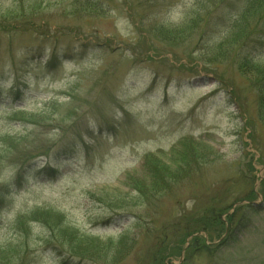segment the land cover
Masks as SVG:
<instances>
[{
	"label": "rangeland",
	"instance_id": "obj_1",
	"mask_svg": "<svg viewBox=\"0 0 264 264\" xmlns=\"http://www.w3.org/2000/svg\"><path fill=\"white\" fill-rule=\"evenodd\" d=\"M90 1L98 7L80 13L76 2L86 0H0V182L13 181L10 161L29 150L18 143L27 135L34 151L50 148L48 165L57 170L45 173L48 159L39 156L7 195L0 264H148L177 225L211 209L226 220L252 189L254 210L236 214L225 245L217 247L221 240L201 231L186 246L199 236L198 245L210 247H193L190 264H264L260 81L256 70L244 72L205 52L230 36L236 11L202 31L206 10L199 0ZM195 19L193 44L172 49L149 32L153 22L191 27ZM256 39L249 42L258 44L254 54L264 68V39ZM64 116L71 119L59 124ZM69 139L74 154L56 158ZM190 147L207 161L178 182L157 175L158 166L193 157ZM153 175L163 189L155 191ZM55 217L94 237V245L106 244L109 253L98 263L74 257L72 231L55 235L50 245L46 222ZM139 221L152 230L141 232ZM124 233L131 252L117 256ZM184 255L171 261L182 264Z\"/></svg>",
	"mask_w": 264,
	"mask_h": 264
},
{
	"label": "trees",
	"instance_id": "obj_2",
	"mask_svg": "<svg viewBox=\"0 0 264 264\" xmlns=\"http://www.w3.org/2000/svg\"><path fill=\"white\" fill-rule=\"evenodd\" d=\"M200 4H202V8L206 10V19L204 15H202L200 18L201 22H203V29L202 31H206L210 28L212 24H216L219 21H222L226 18L227 12L229 13L230 10L236 11V13L233 16V23H231V33L230 36L226 39L221 40V42H217L216 46L205 48V52L218 54L220 62L231 59L234 61L242 71L248 72L252 70H256V73L258 75V115L261 119L264 120V68L260 67L258 65V62H256V56L254 53L257 52V45L252 46L250 45L251 41L249 40L251 38L257 37L256 42H262V39H264V0H199ZM81 6V7H80ZM98 7L97 3L95 1L86 0V2H82L79 4L76 2L75 9L76 11H79L80 13L86 11L91 12L87 10H94V8ZM84 8V9H82ZM221 8V13L217 14L216 16L213 15L214 9ZM227 11V12H226ZM133 16V15H132ZM205 19V20H204ZM198 19L193 20L192 26L190 27L189 24H183L181 26H167L160 22H153L149 26V32L150 34L157 40H159L160 43H162L166 47H170L172 49L177 48L178 46L181 47V45H185V43H191L193 44V37L197 34V32L193 30V25L197 23ZM200 22V23H201ZM260 29V30H259ZM259 30V31H258ZM258 31V32H257ZM257 32V33H256ZM203 36V35H202ZM255 36V37H254ZM232 42V44L230 43ZM259 43V44H260ZM228 45L232 46L231 49V55H227L228 52ZM235 45V46H234ZM151 47V46H150ZM153 49V47H151ZM222 52V53H221ZM78 118V117H77ZM77 118L74 119L73 128L74 130L77 129L75 121ZM70 120L71 117L64 116L61 119H58L59 124H63L65 120ZM65 124V123H64ZM70 129V128H69ZM79 129V128H78ZM85 129V128H84ZM63 133H68L64 128H62ZM75 133V132H74ZM84 133H89V131L82 132V134L75 133L74 136L80 137L83 136ZM28 135L22 137L18 140V143L20 145L27 144L29 150L23 152L18 157L14 158L15 160L10 161V164H13L16 168V172L13 178V181H2L0 182V210L3 207V203L6 200L7 195L13 190V187L21 186L23 182L25 181L26 177L28 176L29 170L32 166L33 161L39 156H44L46 159L45 164L43 165V171L45 173H48L46 169L51 171L52 175H55L57 172L56 169H51L52 167L48 165L50 156V148L49 150H33L31 148V145H29ZM58 152H56V158L59 159V154H64L66 157L71 156L74 154L76 150V144H73L72 140L69 139L67 142L62 144L58 148ZM190 151L193 154L192 155H185L183 158H180L177 165L175 167H165L162 168L158 166L157 175H163L162 173H165V181L169 179L172 182H178L181 178H184L186 173H191L192 170L197 169V165L201 163H205L207 161V156L199 155V152L195 150L194 147H190ZM208 163V162H207ZM252 169L254 168V165L251 164ZM150 180V179H149ZM151 181L153 183V186L155 188V191H158L160 189H163V180L161 178H154V175L151 178ZM264 186V182H263ZM261 194L264 195V188H261L260 190ZM257 198V192L255 189H252L245 199L241 198L239 202H243L241 206H239L238 209L234 210V213L227 214L226 220L222 217L221 212L222 210L215 211L216 209H211L206 214H202L199 217L192 218L190 220V223H187L186 225H177L174 228V231L169 234V237L164 236V238L160 241L161 244L158 245V247L154 250L152 253V257L148 264H180V263H173L171 260L173 258L180 256L182 252H185L184 255V261L182 264H190L189 260L190 258L195 255V252L193 251V247H199L196 249V251H202V249H209V245L204 243L201 244V246L198 245L197 241L200 239L199 236H194L192 238L193 241L190 242L189 246L187 247L186 244L188 243L187 238H189L191 235L195 233H200L201 231H207L208 233L215 234L217 238H219L221 241L217 245V247L225 245L227 238L231 235V228L232 224L234 223V217L238 212H240L242 209H249L254 210L253 206L255 203V199ZM225 212V211H224ZM228 213V212H226ZM59 216V215H57ZM45 221V218H43ZM20 221V220H19ZM46 222V221H45ZM51 233H53V236H51V239L49 238L48 243L50 245H53L51 242L53 241L52 238H56L55 235L60 234L64 237L66 233L72 231V236H69V238H73L74 241H76V246L73 248L75 253L73 254L74 257L80 258L81 260H90L93 262H101L100 259H102L99 255L109 253L108 246L101 241H97V244L94 245L92 241H94V237H91V235H81L78 234L74 228L70 225H65L62 221V219L55 217L53 221L46 222ZM138 225L141 227V232H147L149 233L152 229L150 228L147 223L143 221H139ZM25 227V226H24ZM22 228H17V231H20ZM25 233H27L26 229H22ZM67 233V234H68ZM225 235V236H224ZM123 238L121 239L122 242L126 241L127 234L124 233ZM69 240V239H68ZM128 242H125L122 246V249H119V252H125L126 255H128L131 252L132 245ZM79 247V250H76V247ZM12 246V245H11ZM186 246V247H185ZM10 248V247H9ZM7 248L6 250H8ZM4 250V251H6ZM96 252V253H95ZM118 260H115L114 264H118Z\"/></svg>",
	"mask_w": 264,
	"mask_h": 264
}]
</instances>
